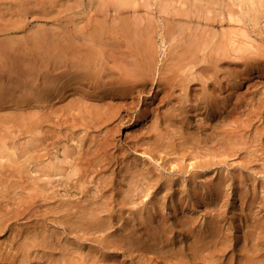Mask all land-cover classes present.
<instances>
[{"label": "rangeland", "instance_id": "374dc122", "mask_svg": "<svg viewBox=\"0 0 264 264\" xmlns=\"http://www.w3.org/2000/svg\"><path fill=\"white\" fill-rule=\"evenodd\" d=\"M136 1L140 12L155 14L167 40L163 43L158 40L154 75H150L147 87L132 103L127 101L120 106L119 100L112 99L106 104L105 117L87 124V128L83 121L75 123L78 135L86 132L83 147L77 146L80 151L75 150L70 157L77 162L76 173L67 179L68 167L65 175V172L56 174L49 180L50 176H43L47 178L44 193L32 198L28 213L11 224L15 228L13 233L19 232L25 223L30 228L28 232L42 231L39 237L43 235L48 242L56 243L47 248L34 247L37 250H31L26 264H158L159 260L152 262L151 255L164 258L165 263L161 260L159 264H170L171 258L183 260L172 264H196L187 248L190 236L184 227L186 235L177 228L179 220L189 215L195 230L206 228L215 211L224 218L226 233L231 235L227 244L230 246L221 258L236 264L240 258L259 253L253 264H264V83L252 85L258 79L254 74L248 80L238 81L228 93L226 81H232V75H227L228 67L201 70L210 59L199 56L194 63L188 62L175 56L179 47H171L174 42L171 36L175 33L172 35L174 26L171 27L170 20H179L175 26L180 30L187 26L180 23L183 19H192V26L201 21L205 32L211 30L220 38L226 30L240 25L229 20L225 13V8L233 12L236 6L228 5V0ZM246 29L256 41L264 42V14L256 25L248 23ZM207 71L212 75L206 74ZM261 79L264 75L258 80ZM248 81L252 82L246 84ZM214 102L215 106L227 107L220 118L222 114L236 120L245 130L241 143L224 149L219 156L212 155L218 146L212 135L219 122L217 107L209 108ZM169 108L176 116L164 120L163 114ZM157 128L162 137L156 133ZM22 136L14 138L18 147L24 142ZM224 140L232 144L235 138ZM35 173L38 174L32 172L30 176ZM75 177H81L83 184L73 186ZM25 184L19 194L27 200L33 183L29 180ZM89 198L109 204L111 226L101 232L83 228L77 219V206ZM148 217L155 225L165 223L172 230L167 240L182 246V250H145L143 243L152 246L150 237L141 230ZM125 224L135 233L123 231L120 226ZM8 235L9 231L0 232L2 246L6 239V243H11ZM61 247L64 249L59 250ZM209 252L210 248L204 251ZM60 253L74 254L75 258L58 261Z\"/></svg>", "mask_w": 264, "mask_h": 264}, {"label": "bare ground", "instance_id": "6f19581e", "mask_svg": "<svg viewBox=\"0 0 264 264\" xmlns=\"http://www.w3.org/2000/svg\"><path fill=\"white\" fill-rule=\"evenodd\" d=\"M136 4V0H0V232L9 231L7 238L11 242L6 243V239L4 246L0 243V264H26L30 254L37 250L34 247L56 244L48 242L43 235L39 237L42 231L28 232L30 228L25 223L19 226V232L13 233L15 228L11 224L28 213L32 198L44 193L47 176L49 180L56 174L65 172V175L68 167L67 179L76 173L77 162L70 157L83 147L86 132L78 135L75 123L84 122L87 128V124L105 117L106 104L112 99L119 100L120 106L127 101L132 103L147 87L150 75L153 77L159 55L158 40L159 43L167 40L155 14L140 12ZM227 4L236 6L233 12L225 8L227 18L240 25H234L232 31L226 30L220 38L211 30L205 32L201 21L192 26V19H183L180 23L187 25L184 30L175 26L179 20L170 22L174 26L172 35L175 33L171 36L174 40L171 47H179L175 56L193 63L199 56L210 59L201 70L228 67L227 75H232V81H226L229 93L238 81L248 80L254 74L258 79L264 75V42L256 41L246 29L248 23L256 25L264 14V0H228ZM258 79L246 84L256 87L264 83V79ZM215 107L219 122L212 137L217 139L218 146L212 155L219 156L231 145H239L245 130L236 120L222 114L220 118L227 108L224 104L209 105L211 110ZM169 116H176L170 108L165 110L163 119ZM157 129L156 133L162 137L163 133ZM20 135L25 139L18 147L14 138ZM227 137H234L235 141L231 144L224 140ZM32 172L38 174L30 176ZM43 176L47 178L39 183ZM80 178H74L73 186L83 184ZM29 180L33 185L25 200L19 192ZM81 203L77 206V219L83 228L101 232L111 226L112 214L107 202L89 198ZM223 220L215 211L206 228L195 230L189 215H183L177 222V228L190 236L187 248L194 262L235 264L231 259L221 258L231 242ZM147 222H142L141 230L150 237L152 246L143 243L145 250H182V246L167 240L172 230L165 223L155 225L149 217ZM120 227L127 234L135 233L127 224ZM208 248L211 253L205 254ZM198 253L204 255L199 257ZM258 255L244 254L246 257L238 259L236 264H253ZM74 258V254L60 253L57 260L66 262ZM149 258L152 262L165 263L162 257ZM168 260L172 264L180 259Z\"/></svg>", "mask_w": 264, "mask_h": 264}]
</instances>
